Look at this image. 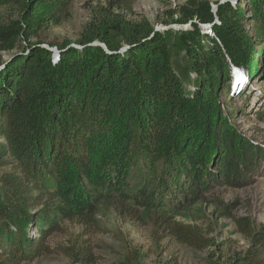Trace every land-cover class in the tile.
Listing matches in <instances>:
<instances>
[{
	"label": "trees",
	"instance_id": "obj_1",
	"mask_svg": "<svg viewBox=\"0 0 264 264\" xmlns=\"http://www.w3.org/2000/svg\"><path fill=\"white\" fill-rule=\"evenodd\" d=\"M73 1L0 0L19 10L0 19V52L59 23ZM105 1L128 10L136 0ZM253 3L244 13L230 3L214 11L208 0H190L177 31L130 25L112 13L78 41L81 49L62 42L55 55L41 42L25 44L0 66V264L56 251L73 264H98L86 241L53 247L50 239L67 234L66 222L96 227L99 203L117 196L156 211L148 221L158 241L172 237L198 251L219 246L172 211L212 183L241 185L262 158L232 123L236 100L257 73L264 77L257 68L264 0ZM235 70L248 82L240 91ZM235 223L250 240L247 249L219 259L210 251L206 264H264V224L249 216ZM139 259L128 244L115 264Z\"/></svg>",
	"mask_w": 264,
	"mask_h": 264
},
{
	"label": "rangeland",
	"instance_id": "obj_2",
	"mask_svg": "<svg viewBox=\"0 0 264 264\" xmlns=\"http://www.w3.org/2000/svg\"><path fill=\"white\" fill-rule=\"evenodd\" d=\"M189 1L136 0L130 9L117 10L111 9L105 0H74L59 23L45 25L37 37L21 39L15 49L0 52V66H4L21 48L36 42L56 50L55 55L59 54L56 45L62 42L81 49L78 41L84 38L88 31H100L103 20L111 18L112 13H119L122 22L130 25L147 21L157 30L177 31L186 22L182 12L184 8L191 6ZM208 1L214 11L218 9L219 4L230 3L245 13L250 12L255 0ZM18 16L19 10L15 7L0 5V19L7 21ZM177 20L178 22H175ZM206 29V32H210V27ZM118 40L122 41L121 38ZM102 46L105 47L104 44ZM262 58L258 60V71L264 70V56ZM235 71L246 78L240 71ZM235 71L233 78H240V75L236 76ZM260 75V72L255 75L247 93L236 100L239 112L232 119L241 135L254 145L253 151H262V158L254 161L256 172L248 173V178L239 181L241 184L239 186L225 182L212 183L211 188L200 192L198 200H192L183 208L172 211L177 220L197 224L202 232L215 239L219 246L198 251L180 244L172 237L158 241L153 234L154 228L148 221L156 211L141 207L120 196L99 203L96 227L66 222L67 234L54 235L50 239V244L55 247L69 240L86 241L99 254L98 264L124 261L128 244L139 251L141 264H206L210 251L215 252L218 259L223 253L244 252L250 240L238 231L235 219L249 216L258 226L264 224V77ZM244 79L241 82H244ZM234 82L233 89H239L242 84L240 83L238 87L236 86L238 81ZM221 100L223 103L226 102L224 94L221 95ZM27 264L73 263L70 258L56 251Z\"/></svg>",
	"mask_w": 264,
	"mask_h": 264
},
{
	"label": "water",
	"instance_id": "obj_3",
	"mask_svg": "<svg viewBox=\"0 0 264 264\" xmlns=\"http://www.w3.org/2000/svg\"><path fill=\"white\" fill-rule=\"evenodd\" d=\"M235 74H236V76H237V75H238V76L240 75L239 73H235ZM240 83L242 84L243 82H241V80H240V78H239V79H238V82H237V84H236V86L238 85V87H239V86L241 85Z\"/></svg>",
	"mask_w": 264,
	"mask_h": 264
},
{
	"label": "clouds",
	"instance_id": "obj_4",
	"mask_svg": "<svg viewBox=\"0 0 264 264\" xmlns=\"http://www.w3.org/2000/svg\"><path fill=\"white\" fill-rule=\"evenodd\" d=\"M240 78H241V79H244L243 76H242L241 74H240ZM241 79H240V80H241ZM237 90H238V89H237ZM241 90H242V89H241Z\"/></svg>",
	"mask_w": 264,
	"mask_h": 264
},
{
	"label": "bare ground",
	"instance_id": "obj_5",
	"mask_svg": "<svg viewBox=\"0 0 264 264\" xmlns=\"http://www.w3.org/2000/svg\"><path fill=\"white\" fill-rule=\"evenodd\" d=\"M56 51V50H55Z\"/></svg>",
	"mask_w": 264,
	"mask_h": 264
}]
</instances>
